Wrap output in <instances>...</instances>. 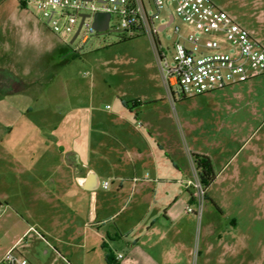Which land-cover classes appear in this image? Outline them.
Listing matches in <instances>:
<instances>
[{
	"label": "crops",
	"instance_id": "0c3cea01",
	"mask_svg": "<svg viewBox=\"0 0 264 264\" xmlns=\"http://www.w3.org/2000/svg\"><path fill=\"white\" fill-rule=\"evenodd\" d=\"M23 1L0 45V98L41 102L0 116V259L16 245L15 253L32 264H188L197 233L195 215L185 210L193 202L185 185L193 176L190 154L210 158L216 176L207 196L216 206L217 186L230 179L233 188L252 177L254 158L240 159L241 147L207 133L189 132L184 141L170 110L142 107L157 98L112 114V125L86 123L70 81L45 92L52 79L42 75L75 55ZM211 1L263 45L226 3ZM257 164V178L264 179V159ZM104 176L117 185L104 187ZM100 187L110 190L99 200Z\"/></svg>",
	"mask_w": 264,
	"mask_h": 264
},
{
	"label": "rangeland",
	"instance_id": "374dc122",
	"mask_svg": "<svg viewBox=\"0 0 264 264\" xmlns=\"http://www.w3.org/2000/svg\"><path fill=\"white\" fill-rule=\"evenodd\" d=\"M216 1L226 3L229 11L256 30L264 45V0ZM90 5L88 1L78 10L67 9L69 12L93 13ZM95 5L98 6V3L95 2ZM16 9H19L18 0H0V45L8 40L7 33L12 23L10 16ZM28 11L39 18L42 25L56 35L59 43L75 55L70 63L65 62L56 70L42 75L44 80L52 79L45 92L61 91L63 84L70 81L72 90L80 94L81 117L86 123L92 121L97 126L112 125V114L125 107L133 108L139 100L157 98L154 103H146L142 107L170 110L175 116L181 138L184 133V141L189 142V132L207 133L210 140H224L236 148L241 147L240 159L247 155L254 158V162L250 160L248 163L252 177L242 181L241 185L235 182L237 187L228 188L230 179L217 186L219 206L207 199L200 219L188 212L195 215L197 228L194 252L188 264H264V179L257 178V161L264 159V73L187 97L181 94L178 85H173V103L162 80L155 49L147 35L125 38L112 29L90 32L85 23L71 42L75 32L59 35L46 22L42 10L29 4ZM55 18L62 22L61 17ZM166 21L167 12H163L157 23ZM177 25L182 29L185 26L178 16L170 25L158 31L161 47L170 59ZM85 37L88 39L85 40ZM33 89L39 90V86ZM40 102V98L37 100L24 95L13 99L0 98V116L26 103L34 107ZM135 122L140 126L139 121ZM106 179L110 189L117 185L116 179L104 176L103 180ZM110 189L100 187L99 200Z\"/></svg>",
	"mask_w": 264,
	"mask_h": 264
},
{
	"label": "built area",
	"instance_id": "2783aa9c",
	"mask_svg": "<svg viewBox=\"0 0 264 264\" xmlns=\"http://www.w3.org/2000/svg\"><path fill=\"white\" fill-rule=\"evenodd\" d=\"M24 1L42 10L46 22L59 35L76 33L81 13L84 12H69L67 8L78 10L82 5H87L88 1L91 2L93 13H110L107 30L117 31L125 38L147 35L155 49L160 74L173 103V85H178L181 94L187 97L211 92L264 73V46L211 0ZM163 12H167L168 21L157 23ZM93 13L84 17L78 34L85 23L90 32L96 31L92 26ZM56 16L62 18L61 23ZM177 16L183 20L185 26L183 29L179 25L175 27L176 37L172 43L170 59L166 50L161 47L158 31L170 25ZM190 161L193 176L185 181V185L192 190L193 202L185 210L200 219L208 199L207 187L201 180L196 159L192 154ZM108 185L109 181L103 182L104 187ZM15 247L13 245L6 251L0 264H32L15 253ZM120 257L122 254L117 258Z\"/></svg>",
	"mask_w": 264,
	"mask_h": 264
},
{
	"label": "water",
	"instance_id": "95a60500",
	"mask_svg": "<svg viewBox=\"0 0 264 264\" xmlns=\"http://www.w3.org/2000/svg\"><path fill=\"white\" fill-rule=\"evenodd\" d=\"M90 13H81V19L79 21V25L77 28L76 33L74 34L73 38L71 39V42L74 41L75 37L77 36L83 22H84V17L85 16H90ZM92 26L93 28L98 31V32H104L107 31L108 29V22L110 19V13L109 12H104V11H96L95 13H93V17H92ZM2 203V201L0 200V204Z\"/></svg>",
	"mask_w": 264,
	"mask_h": 264
},
{
	"label": "trees",
	"instance_id": "16d2710c",
	"mask_svg": "<svg viewBox=\"0 0 264 264\" xmlns=\"http://www.w3.org/2000/svg\"><path fill=\"white\" fill-rule=\"evenodd\" d=\"M24 2V1H23ZM197 166L199 168L200 177L206 187H208L215 179V172L211 160L206 155L194 154Z\"/></svg>",
	"mask_w": 264,
	"mask_h": 264
}]
</instances>
